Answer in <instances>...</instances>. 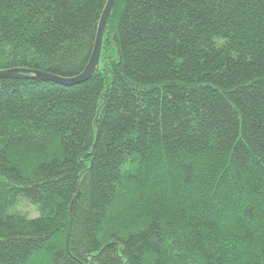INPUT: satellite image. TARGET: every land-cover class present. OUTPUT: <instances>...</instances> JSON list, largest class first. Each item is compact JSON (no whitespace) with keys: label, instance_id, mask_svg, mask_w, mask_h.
Wrapping results in <instances>:
<instances>
[{"label":"trees","instance_id":"1","mask_svg":"<svg viewBox=\"0 0 264 264\" xmlns=\"http://www.w3.org/2000/svg\"><path fill=\"white\" fill-rule=\"evenodd\" d=\"M108 0H0V72L72 78ZM0 264H264V0H115L99 63L0 79Z\"/></svg>","mask_w":264,"mask_h":264},{"label":"water","instance_id":"2","mask_svg":"<svg viewBox=\"0 0 264 264\" xmlns=\"http://www.w3.org/2000/svg\"><path fill=\"white\" fill-rule=\"evenodd\" d=\"M115 0H108L106 7L103 11V14L101 16L99 26H98V31L93 47V52L90 58V61L85 68V70L79 74L76 77L72 78H60V77H55L49 74L41 73V72H33V71H23V70H12V71H5V72H0V79L3 78H8L16 74L24 73V74H32L35 79L41 80V81H49V82H54L60 85L64 86H74L81 84L85 81H87L94 73L96 66L99 63V57H100V51H101V46H102V38H103V33L106 28V23L109 18L110 12L112 10V7L114 5Z\"/></svg>","mask_w":264,"mask_h":264}]
</instances>
